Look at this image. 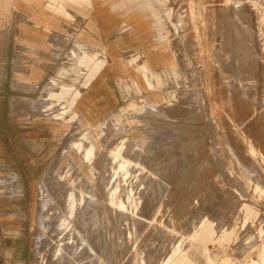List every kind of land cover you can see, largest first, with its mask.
I'll list each match as a JSON object with an SVG mask.
<instances>
[{"label":"rangeland","instance_id":"rangeland-1","mask_svg":"<svg viewBox=\"0 0 264 264\" xmlns=\"http://www.w3.org/2000/svg\"><path fill=\"white\" fill-rule=\"evenodd\" d=\"M41 1L32 15L0 0V264H75L44 243L74 196L107 202V258L97 240L77 254L96 264L261 261L264 199L236 177L264 187V0ZM120 146L124 209L103 185Z\"/></svg>","mask_w":264,"mask_h":264},{"label":"bare ground","instance_id":"bare-ground-1","mask_svg":"<svg viewBox=\"0 0 264 264\" xmlns=\"http://www.w3.org/2000/svg\"><path fill=\"white\" fill-rule=\"evenodd\" d=\"M259 24H260V35L264 36V13L262 14V16H260L259 18ZM181 65V64H180ZM183 69V68H182ZM189 69V68H188ZM189 71V70H188ZM191 71V70H190ZM32 87V86H31ZM253 93V92H250ZM249 94V93H248ZM18 104V103H17ZM2 110V104L0 102V112ZM113 113V112H112ZM161 122H159L160 124ZM165 123V122H164ZM164 123H161L162 125H164ZM166 125V124H165ZM164 125V126H165ZM169 125V124H168ZM159 126V125H157ZM167 126V125H166ZM173 126V125H172ZM160 132L159 127L157 128ZM176 129V128H175ZM171 130V129H170ZM170 130L168 131V133L170 132ZM173 128H172V132H173ZM154 131V130H152ZM167 131V130H166ZM166 131L163 132V130L161 131L162 134L164 133L166 135ZM157 132V131H156ZM176 132V131H175ZM173 132V133H175ZM162 134H158L156 136V141L158 143V141H161V139H163L161 136ZM177 134V133H176ZM191 133H189L190 135ZM155 135V134H154ZM172 135V133H171ZM175 135V134H174ZM178 135V134H177ZM164 137V136H163ZM170 137V136H169ZM189 137V136H188ZM172 138V137H171ZM180 138V136H179ZM169 139V138H167ZM182 141V138H180ZM185 139V137H184ZM189 139V138H187ZM186 140V139H185ZM165 141V139L163 140ZM190 141V140H189ZM116 142V141H115ZM184 142V141H183ZM182 142V143H183ZM186 142H188L186 140ZM186 142H184L186 144ZM110 143V142H109ZM105 144V142H104ZM108 144V143H107ZM180 144V142H179ZM77 146L78 151H84L86 152V156H90L92 154L93 148L92 147H88L84 149V145L82 144V142H78L75 144ZM110 145H114V144H110ZM120 148H122V146L120 147H116L113 150V163L118 162V165L116 167H114L113 169V175L109 180L104 181L103 185H105V187L109 190L108 191V199L110 200V204L111 205H115V208L117 206V208L119 207V209H124L126 207V203L121 201L119 199V202H116V199L118 200V193H117V187L116 189L114 188H110V183L112 182V180L119 174V172H125V174H128V171L126 170L127 166L130 165V161L129 159L127 160L124 156H122L120 154ZM111 152V151H110ZM115 152V153H114ZM103 153H105V150L103 151ZM122 153V152H121ZM192 153V150H191ZM101 157V155H99ZM192 154H188L186 157L189 158L191 157ZM103 157V155H102ZM107 157V156H106ZM108 158V157H107ZM128 158V157H127ZM86 159V158H85ZM98 159V158H97ZM104 159V158H103ZM100 159L98 161H100L102 164L104 163L105 160ZM91 161V160H90ZM97 161V160H96ZM238 162V160H237ZM117 164V163H116ZM207 165V164H206ZM99 166V165H98ZM101 167H105L104 165H101ZM109 167V166H108ZM103 169V168H102ZM101 169V171H102ZM111 169V168H110ZM110 171V170H109ZM108 171V172H109ZM111 172V171H110ZM96 173V172H95ZM104 173V172H103ZM106 173V172H105ZM239 175L236 177V181L238 184H240V186H243V190H245V192L249 191L250 189L253 190V195L257 194L259 196V199H264V187L260 185L259 182H255L253 181V179H251L250 177H246L243 176L242 174L238 173ZM122 175V174H121ZM120 176V174L118 175V177ZM123 177V176H122ZM103 178V177H102ZM107 178V177H106ZM100 180V179H99ZM115 180V179H114ZM124 180V179H123ZM157 181V180H156ZM160 181V180H158ZM99 182V181H98ZM80 183V182H79ZM162 183V182H161ZM159 182H157L155 184L154 190L157 192H161V191H165L166 187H164V185L166 184H161ZM99 184V183H98ZM97 184V185H98ZM225 184V183H224ZM223 184V185H224ZM154 185V182H153ZM92 186V185H91ZM167 186V185H166ZM228 186V184H227ZM231 186V185H230ZM99 187H102V185H100ZM98 187V188H99ZM25 183L23 185V190L25 191ZM88 188V187H87ZM119 188V186H118ZM124 188V187H123ZM83 189V188H82ZM95 189V188H94ZM101 189V188H100ZM121 189V188H119ZM90 190V189H89ZM87 190V191H89ZM103 190V189H102ZM93 191V190H92ZM124 191V190H122ZM127 191V190H125ZM101 192V190H100ZM129 192V190H128ZM127 192V193H128ZM83 193V192H82ZM81 193V194H82ZM85 193V192H84ZM96 193V192H95ZM104 193V192H103ZM107 193V192H106ZM122 193V192H121ZM80 194V192H79ZM134 194V192H133ZM90 195V194H89ZM100 195V194H99ZM105 195V194H104ZM125 195V194H124ZM219 198L221 200H226L227 199V195H225L224 193L219 194ZM79 196V195H78ZM93 196V195H92ZM95 196V195H94ZM132 194H128L127 195V201H132ZM158 197H160L159 195H157ZM83 197H85L84 195H82V199L81 201H83ZM87 197V196H86ZM91 197V196H88ZM125 197V196H124ZM234 197V196H233ZM95 198V197H94ZM106 198V196H105ZM138 198V197H137ZM78 199V198H77ZM101 199V198H100ZM85 201V200H84ZM89 201V200H88ZM76 202L75 200V196H74V200L71 203H68L67 201L63 200V202H65V204L61 205L60 207H53L52 209H50L49 213L47 214V218L50 220V222L53 221V224L51 226H54L55 228H51V232L47 235L46 238H44V243L46 244V247H55V255L57 254H62L63 252H66L67 256L73 260V262H75V264H96V262H94L93 258L91 257L90 253L87 251L83 256H77L78 252H80V249L82 247H84L83 245H85L86 243L89 242H93L94 240H97L98 245H99V249L101 250V253L103 255V257H105V259L107 258V225L106 224V219H105V206L107 205V202H96V201H89V202ZM102 201V200H101ZM125 201V200H124ZM169 201V200H168ZM179 201V200H178ZM135 202H129V204L132 206ZM137 203V202H136ZM173 203V201H172ZM109 204V203H108ZM174 204V203H173ZM180 204V203H179ZM184 204V203H183ZM168 205V204H166ZM176 205L178 206V208H180V205H178L176 203ZM112 206V207H113ZM138 206V205H137ZM162 206V205H161ZM108 207V206H107ZM173 207V206H172ZM188 207V206H186ZM246 208V210L249 212L250 215H254V212L251 211L247 205H243V208ZM140 208V205L139 207ZM183 208V207H182ZM189 208V207H188ZM118 209V210H119ZM174 209V208H173ZM110 210V208H109ZM117 210V209H116ZM163 210V209H162ZM233 210V208H232ZM108 211V210H107ZM112 211V210H111ZM159 209L154 213L153 216V220L156 221L157 217L159 215ZM184 211H186L184 209ZM184 211H181L184 213ZM120 212V211H119ZM187 212V211H186ZM105 213V214H104ZM115 213V212H114ZM116 213H118L116 211ZM164 212H162L163 214ZM232 213V212H231ZM136 214V213H135ZM134 214V215H135ZM174 214V213H173ZM178 214V213H177ZM201 214V213H200ZM164 215V214H163ZM175 215V214H174ZM109 216V215H108ZM121 216V215H120ZM111 217V214H110ZM109 217V218H110ZM136 217V216H135ZM166 217V216H165ZM178 217V216H177ZM176 217V218H177ZM118 218L119 215H118ZM112 219V218H110ZM167 220V219H166ZM112 221V220H111ZM169 221V220H168ZM167 221V222H168ZM225 221V220H224ZM209 222H211L209 220ZM203 221L200 223L202 224ZM166 224V223H165ZM226 224V223H225ZM79 225V226H78ZM113 225V224H112ZM222 225V223H221ZM229 226V225H228ZM111 227V226H110ZM169 227V226H168ZM116 228V227H115ZM162 228V227H161ZM121 229V228H120ZM191 229V228H190ZM196 230L194 231L195 235H193V238L199 234V232L203 233L204 236H211L212 233L214 232L213 228H204L203 232L202 230L200 231V226H196L195 228ZM110 230V229H109ZM166 230V228L164 229ZM171 230V228H170ZM167 231V230H166ZM169 231V230H168ZM238 231V230H237ZM170 232V231H169ZM171 233V232H170ZM173 233V232H172ZM148 234V233H147ZM131 235V234H130ZM148 236V235H147ZM154 234H151L150 236L146 237L144 235V233H142V243L147 244L151 239V237H153ZM175 236V235H174ZM132 237V236H131ZM66 244V246H65ZM136 245V243H134ZM169 244V243H168ZM193 245V244H192ZM195 245V244H194ZM197 245V244H196ZM191 246V244H190ZM162 247V246H161ZM192 247V246H191ZM132 248V247H131ZM167 248V247H166ZM179 246L177 245L176 249H178ZM134 249V248H133ZM198 249V248H197ZM196 249V250H197ZM264 249V246H263ZM206 250V249H205ZM207 251V250H206ZM138 252V251H137ZM195 252V251H194ZM201 252V251H200ZM131 254V252H130ZM129 256V255H128ZM127 256V258H128ZM141 256H143L141 254ZM140 256V257H141ZM200 256V255H199ZM205 256V255H204ZM142 258V257H141ZM140 258V259H141ZM158 258V257H157ZM260 259H257V261H251L248 264H264V250H263V254L261 256H259ZM126 259V258H125ZM196 259V258H195ZM199 259V258H198ZM204 259V258H203ZM93 260V261H92ZM142 260V259H141ZM140 260V261H141ZM184 260H186V258H184ZM206 261V260H205ZM202 263V262H201ZM203 264H205L203 262ZM242 264H246V263H242Z\"/></svg>","mask_w":264,"mask_h":264},{"label":"crops","instance_id":"crops-1","mask_svg":"<svg viewBox=\"0 0 264 264\" xmlns=\"http://www.w3.org/2000/svg\"><path fill=\"white\" fill-rule=\"evenodd\" d=\"M8 2V0H6ZM41 0L35 1V0H26V1H16L14 0L15 8L17 10L32 14V15H37V14H43L46 13L45 11H41L44 9V7L40 6L41 5ZM25 33L33 36L35 38H41V35H39L38 30L35 29H25ZM86 100H88L86 98Z\"/></svg>","mask_w":264,"mask_h":264}]
</instances>
